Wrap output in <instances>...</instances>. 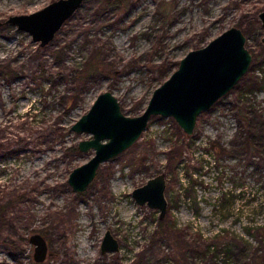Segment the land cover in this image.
<instances>
[{"label":"rangeland","instance_id":"1","mask_svg":"<svg viewBox=\"0 0 264 264\" xmlns=\"http://www.w3.org/2000/svg\"><path fill=\"white\" fill-rule=\"evenodd\" d=\"M51 1L0 0V264H179L184 243L206 248L198 262L213 255L214 264H264V145L245 144L249 126L264 143V28L257 15L264 0H130L127 7L84 0L35 52L28 33L3 21ZM231 26L246 36L251 63L197 117L193 133L153 115L130 147L100 164L83 192L72 191L68 174L93 150H72L91 135L69 127L95 97L111 91L125 114L141 113L188 51ZM91 55L98 71L85 84L72 71ZM160 172L163 219L131 196ZM106 230L118 240L117 252L100 253ZM34 233L48 243L41 263L28 240ZM192 254L188 249V261Z\"/></svg>","mask_w":264,"mask_h":264},{"label":"water","instance_id":"2","mask_svg":"<svg viewBox=\"0 0 264 264\" xmlns=\"http://www.w3.org/2000/svg\"><path fill=\"white\" fill-rule=\"evenodd\" d=\"M83 1L53 0L36 11L10 15L3 23L28 33L33 42L44 47ZM257 15L264 28V9ZM260 41L264 45V34ZM251 59L246 36L239 27L231 26L204 46L188 51L178 61L176 69L155 87L141 113L127 115L111 91L99 93L89 109L69 127V131L91 135L89 139L80 140L77 148L83 152L92 149L93 155L70 171L67 184L72 191L83 192L100 164L130 147L153 115L172 117L186 135H191L197 117L236 85L248 71ZM165 188V173L160 172L135 187L131 196L138 205L157 209L159 219H163L167 212ZM29 243L34 246L33 260L42 262L47 254L43 236L34 233L29 237ZM118 250V240L106 230L101 239L100 252Z\"/></svg>","mask_w":264,"mask_h":264},{"label":"trees","instance_id":"3","mask_svg":"<svg viewBox=\"0 0 264 264\" xmlns=\"http://www.w3.org/2000/svg\"><path fill=\"white\" fill-rule=\"evenodd\" d=\"M130 0H111L112 4H118L120 7H127L129 5ZM45 47H41L40 45H37L36 51L35 52H39L42 49H44ZM94 55H91V57H89L86 60V63L82 65V67H80L79 69H74L73 72V77L76 78L78 81L83 80V83L86 84V82H88V80L91 79V77L96 74L95 72L98 71V66L94 61ZM167 70L164 71V74ZM7 74V73H4ZM12 75H14V73H11ZM241 111V110H240ZM242 112V111H241ZM242 114V113H241ZM243 119L245 116H242ZM248 120V119H247ZM251 121V118H250ZM246 135H245V144L251 149V148H258L260 145H264L262 137L263 134H259V133H255L251 130V126H249V128L245 131ZM74 151L77 150L76 147H73ZM224 148H222L221 146L216 147V153L218 155H220L221 153L224 152ZM179 153V152H178ZM180 155V154H179ZM178 155V156H179ZM175 156L169 158V161L174 160ZM162 234V233H161ZM167 234V233H163ZM177 236L176 233H171V236ZM179 237V236H177ZM191 245L184 243L182 250L180 251V259H179V264H214V262L212 261L213 255L211 256L210 259H202L200 262L196 261V255L197 256H203L205 254V252H207L206 248L204 250L202 249H198V248H192L190 247ZM190 247V248H189ZM207 248H209V245L206 246ZM191 250V252H193V256H194V260L193 261H188L187 260V250ZM178 260V259H177ZM150 261V259H149ZM159 261L156 260V262ZM133 264H142V262H140V260L138 262H135Z\"/></svg>","mask_w":264,"mask_h":264},{"label":"flooded vegetation","instance_id":"4","mask_svg":"<svg viewBox=\"0 0 264 264\" xmlns=\"http://www.w3.org/2000/svg\"><path fill=\"white\" fill-rule=\"evenodd\" d=\"M78 149V148H77ZM157 174V173H156ZM40 234V233H39ZM32 235V234H31ZM30 235V236H31ZM41 236H43V238L45 239V242H46V246H47V254H46V256L49 254V252H48V243H47V239H46V237L43 235V234H40ZM29 236V237H30ZM28 240H29V238H28ZM33 248H34V246H33ZM101 253V252H100ZM103 254V253H102ZM45 260V259H44ZM43 260V261H44ZM35 262V261H34ZM35 263H41V262H35Z\"/></svg>","mask_w":264,"mask_h":264}]
</instances>
